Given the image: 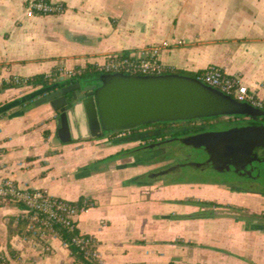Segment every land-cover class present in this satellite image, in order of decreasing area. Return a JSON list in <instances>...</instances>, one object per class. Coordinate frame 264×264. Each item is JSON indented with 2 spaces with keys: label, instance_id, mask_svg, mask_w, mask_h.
<instances>
[{
  "label": "crops",
  "instance_id": "obj_1",
  "mask_svg": "<svg viewBox=\"0 0 264 264\" xmlns=\"http://www.w3.org/2000/svg\"><path fill=\"white\" fill-rule=\"evenodd\" d=\"M28 1L0 0V84L55 80L114 53L160 45L165 65L197 72L217 64L264 100V0H51L65 10L34 17ZM40 88L27 82L0 91V184L91 200L77 227L94 238L97 264H264V189L146 185L145 168L125 153L136 142H62L50 105L30 98ZM21 213L0 206L6 264H84L56 234L10 239L9 222Z\"/></svg>",
  "mask_w": 264,
  "mask_h": 264
},
{
  "label": "water",
  "instance_id": "obj_2",
  "mask_svg": "<svg viewBox=\"0 0 264 264\" xmlns=\"http://www.w3.org/2000/svg\"><path fill=\"white\" fill-rule=\"evenodd\" d=\"M87 79L82 77L57 88L42 87L40 98L34 102L36 106L50 105L64 143L99 139L104 131L131 132L140 125L158 121L218 115H246L257 121L264 116L263 110L238 101L197 77L183 74L103 73L96 78V83H92L94 79ZM247 136L250 140H260L264 138V131L259 129ZM258 145L264 146V143H257L253 148ZM230 147L225 154L232 153ZM226 165L230 168L234 162Z\"/></svg>",
  "mask_w": 264,
  "mask_h": 264
},
{
  "label": "flooded vegetation",
  "instance_id": "obj_3",
  "mask_svg": "<svg viewBox=\"0 0 264 264\" xmlns=\"http://www.w3.org/2000/svg\"><path fill=\"white\" fill-rule=\"evenodd\" d=\"M96 82V79L92 81ZM259 129L264 131V116L255 121L246 115H218L147 123L121 138L137 143L125 153L137 156V163L145 168L140 177L146 185L186 184L195 188L225 184L232 190L248 193L264 189V183L259 180L264 169L257 165L264 162V146L253 148L257 143H264V138L250 140L247 136ZM228 130L233 132L223 134ZM117 136L112 132L106 136L104 131L103 137ZM228 145L232 155L225 154ZM184 147L190 152L182 151ZM191 154L200 156L202 160L192 162L189 160ZM259 159L263 161L258 162ZM229 162H234V166L227 168ZM188 165L198 168L201 174L183 175L182 168ZM211 171L219 174L209 178L208 172ZM206 203L216 205L215 202Z\"/></svg>",
  "mask_w": 264,
  "mask_h": 264
},
{
  "label": "built area",
  "instance_id": "obj_4",
  "mask_svg": "<svg viewBox=\"0 0 264 264\" xmlns=\"http://www.w3.org/2000/svg\"><path fill=\"white\" fill-rule=\"evenodd\" d=\"M65 10L62 2L51 0H29L26 4V14L29 17L36 15L61 13ZM161 46L151 45L141 49L137 53L123 51L111 54L105 61L96 67L103 73H123L129 75H161L171 67L165 65L160 58ZM83 68L73 69L66 72L65 76L72 77L81 74ZM209 86L217 88L223 93L232 96L241 102L264 110V100L260 99L256 92L243 84L238 76L226 72L221 66L211 64L203 69L197 77ZM28 79L14 77L9 82L16 84L27 83ZM126 132L120 133V135ZM0 197L26 205L23 214L32 213V220L41 222L45 227L53 228L54 224L74 229L77 227V217L81 208L77 202H71L64 198L52 196L44 189H24L16 185L11 179H6L0 184ZM60 237L57 232H54ZM43 232L41 236H45ZM61 238V237H60ZM73 241L80 246L88 258L96 259L97 248L94 238L82 232L74 237ZM64 242V241H63ZM69 248V243L64 242Z\"/></svg>",
  "mask_w": 264,
  "mask_h": 264
},
{
  "label": "trees",
  "instance_id": "obj_5",
  "mask_svg": "<svg viewBox=\"0 0 264 264\" xmlns=\"http://www.w3.org/2000/svg\"><path fill=\"white\" fill-rule=\"evenodd\" d=\"M79 68H76V70H78ZM202 70L197 71V72H189L187 74V76H192V77H198L200 75ZM168 73H178V74H183L185 75L186 73H184V71L182 70H178V69H174V68H170L166 71L165 74ZM101 74H103V72H101L100 70L97 69V67L94 66H88L86 68L83 69L81 74H77L75 76L72 77H65L64 80H62L60 77H57L55 80L51 79V78H44V76H35L33 78H29L28 79V83H34L36 85L38 84H42V87H51V86H56L57 87H61L67 83H71L73 81H77L80 78H87L90 77L89 79H96L98 76H100ZM17 85L16 83L13 82H4L2 84H0V91L2 89H5L9 86H14ZM37 95H41L38 92H36L35 94L31 95L30 98H32V100H34V98ZM1 110V109H0ZM264 111V110H263ZM128 138H124V140H127ZM78 205L81 208L87 209L89 207H91L93 204V202L89 199L86 198H81L80 200L77 201ZM16 205L18 206L20 209H25L26 205L24 203L21 202H14L11 201L7 198H1L0 197V206L2 205ZM18 222L17 224H14V219H12L9 222L8 225V231H9V238L11 239V237H13L14 235H21V236H26V237H40L41 234L43 232L47 234L49 233H54L57 232L62 241H66L69 243V249L71 251V253L76 257L77 260L83 262L84 264H97V262L95 261V259L93 258H88L85 256V253L81 250L80 246H78L74 241V237L78 236L80 233V230L78 227L74 228V229H69L67 227L61 226L59 224H54L53 228H49V227H45L41 222H35L32 220V213L27 214V215H20L18 217ZM10 246V244H9ZM0 264H6V261H4V259L0 256Z\"/></svg>",
  "mask_w": 264,
  "mask_h": 264
},
{
  "label": "rangeland",
  "instance_id": "obj_6",
  "mask_svg": "<svg viewBox=\"0 0 264 264\" xmlns=\"http://www.w3.org/2000/svg\"><path fill=\"white\" fill-rule=\"evenodd\" d=\"M184 73H186L185 75H187L189 72H184ZM88 79L90 78V77H87ZM87 79V80H88ZM85 80H86V78H85ZM221 122H222V120H221ZM110 133V131H105V134H106V136L108 135ZM127 133V132H126ZM118 136H117V138H120L121 136H124L125 134H123V135H120V134H117ZM115 136V135H114ZM104 137H102V138H99L98 140L100 141L101 139H103ZM111 138V137H110ZM110 141H112V140H110ZM182 151H184V152H190L189 151V149L188 148H186V147H184L183 148V150ZM176 156V155H175ZM189 160H191L192 162H200L201 160H202V158L200 157V156H197V155H195V154H191V157L189 158ZM257 165L258 166H261V167H263V169H264V162L263 163H257ZM182 173H183V175L184 174H194V175H200L201 174V172L199 173V169L198 168H195L194 166H192V165H188V166H185V167H183L182 168ZM219 174V173H218ZM216 172H213V171H211V172H208V177L210 178V177H216L217 175H218ZM260 180V182H263L264 183V174L261 176V178L259 179ZM21 214H23V213H21ZM23 215H25V214H23Z\"/></svg>",
  "mask_w": 264,
  "mask_h": 264
}]
</instances>
